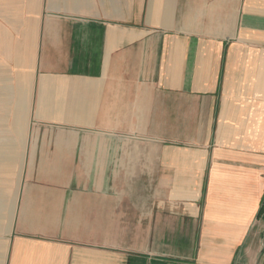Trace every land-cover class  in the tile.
Segmentation results:
<instances>
[{
  "label": "crops",
  "instance_id": "1",
  "mask_svg": "<svg viewBox=\"0 0 264 264\" xmlns=\"http://www.w3.org/2000/svg\"><path fill=\"white\" fill-rule=\"evenodd\" d=\"M264 0H0V264H264Z\"/></svg>",
  "mask_w": 264,
  "mask_h": 264
},
{
  "label": "rangeland",
  "instance_id": "2",
  "mask_svg": "<svg viewBox=\"0 0 264 264\" xmlns=\"http://www.w3.org/2000/svg\"><path fill=\"white\" fill-rule=\"evenodd\" d=\"M258 228L259 231H256V233L252 234V237L254 238L253 241L256 247H264V213Z\"/></svg>",
  "mask_w": 264,
  "mask_h": 264
},
{
  "label": "trees",
  "instance_id": "3",
  "mask_svg": "<svg viewBox=\"0 0 264 264\" xmlns=\"http://www.w3.org/2000/svg\"><path fill=\"white\" fill-rule=\"evenodd\" d=\"M263 202H264V201H263ZM263 206H264V203H262V205L260 206V211H259L258 216H260V214L262 213V211H263Z\"/></svg>",
  "mask_w": 264,
  "mask_h": 264
}]
</instances>
